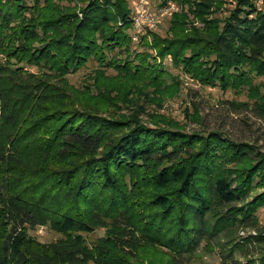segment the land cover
Instances as JSON below:
<instances>
[{"label": "trees", "instance_id": "obj_1", "mask_svg": "<svg viewBox=\"0 0 264 264\" xmlns=\"http://www.w3.org/2000/svg\"><path fill=\"white\" fill-rule=\"evenodd\" d=\"M175 1L133 42L130 0H0V264H264V152L141 117L179 93L173 68L246 88L264 119V0Z\"/></svg>", "mask_w": 264, "mask_h": 264}, {"label": "rangeland", "instance_id": "obj_2", "mask_svg": "<svg viewBox=\"0 0 264 264\" xmlns=\"http://www.w3.org/2000/svg\"><path fill=\"white\" fill-rule=\"evenodd\" d=\"M32 2V0H27ZM130 0V7L133 9L134 2ZM152 7L156 6L159 0H146ZM235 0H227L225 8H232ZM263 0H258L262 5ZM28 15V12H27ZM164 15L160 20L157 33L164 35L168 27L169 19ZM151 42V36H147ZM169 59V58H168ZM91 66H87L69 76L70 82L78 87L88 83L86 73L90 71ZM175 74L180 75L181 85L177 95L167 98L159 105L154 101L144 103L146 113L141 117L150 123L147 114H161L164 117H170L174 120L186 124L188 130H198L206 128L208 130H222L233 140L249 142L256 145L264 152V119L255 112L253 98L248 94V90L243 88L241 91L222 90L218 86L202 85L190 75L171 68ZM263 81L262 77H255L254 83ZM264 92V89H261ZM232 102L244 104L243 106H234ZM122 112L126 110L122 109ZM144 111V112H145ZM143 113V112H142ZM196 113V114H195ZM194 116V117H193ZM196 118L197 120H195ZM260 223L264 224V206H261L257 212ZM252 231V230H251ZM250 232V231H244ZM105 234L103 228L95 229L90 233H84V237L89 245L95 243L98 237ZM29 236L40 243L48 244L59 238V234L47 226H39L35 229H29ZM191 264H221L220 258L215 255L203 253L199 255L196 261Z\"/></svg>", "mask_w": 264, "mask_h": 264}, {"label": "built area", "instance_id": "obj_3", "mask_svg": "<svg viewBox=\"0 0 264 264\" xmlns=\"http://www.w3.org/2000/svg\"><path fill=\"white\" fill-rule=\"evenodd\" d=\"M161 0L152 7L151 3L146 0H136L133 6L131 40L138 42L141 35L147 30H156L160 24V20L164 15H170L179 9V5L175 0H167L166 3L160 4ZM244 234V231L241 232Z\"/></svg>", "mask_w": 264, "mask_h": 264}]
</instances>
